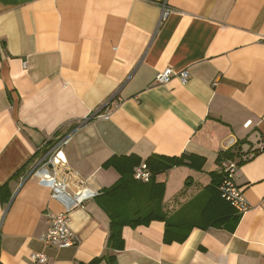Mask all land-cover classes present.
Here are the masks:
<instances>
[{"label": "crops", "instance_id": "0c3cea01", "mask_svg": "<svg viewBox=\"0 0 264 264\" xmlns=\"http://www.w3.org/2000/svg\"><path fill=\"white\" fill-rule=\"evenodd\" d=\"M263 34L264 0H0V185L11 192L0 196L1 263L103 257L102 196L122 177L108 161L132 156L120 169L131 174L188 155L195 167L156 178L167 221L191 229L186 241L166 243V222L126 226L113 264H264ZM166 70L172 80L159 85ZM65 139L68 191L99 195L71 212L77 244L59 249L42 237L64 206L34 172ZM230 150L250 204L234 231L226 204L211 200Z\"/></svg>", "mask_w": 264, "mask_h": 264}, {"label": "trees", "instance_id": "16d2710c", "mask_svg": "<svg viewBox=\"0 0 264 264\" xmlns=\"http://www.w3.org/2000/svg\"><path fill=\"white\" fill-rule=\"evenodd\" d=\"M235 151H229L224 153L219 158V164L226 159H232L236 161ZM195 157L183 155L181 157H160L158 159L151 158L146 162L149 167L152 177L148 184H143L134 179V170L132 173L122 172L120 169L130 168L132 156L127 158L113 157L106 164L107 166H113L122 173V177L117 182V184L109 189L102 197V207L105 213L107 214L110 220V232L109 238L107 241V252L103 257L94 259L88 264H101L106 262L108 264H113L115 261V255L110 254L109 252L121 251L124 248V240L122 237V229L126 226L132 228H137L139 226H148L154 221L166 222V231H165V242H179L182 243L186 241L189 236L191 229L186 230L183 225L170 224L167 221V214L163 210V196H164V184H159L156 181V178L172 170L175 167L182 165H190L195 167L194 164ZM120 161L123 163V167L120 168ZM129 162V163H128ZM204 159H201L203 164ZM126 164V165H125ZM139 163L136 167L140 166ZM240 165V162H238ZM120 166V167H119ZM220 183L211 188V194L214 200L215 197L220 198L225 204L226 209L229 213V217L226 220H231L233 223L232 231L236 228L240 215H236L234 208L223 199L221 192L219 190L223 176L220 172ZM11 192L9 191L8 185H0V196L2 200L8 202L11 198ZM213 225L216 226L217 223L213 222ZM230 225V224H229ZM0 264L1 261H0Z\"/></svg>", "mask_w": 264, "mask_h": 264}, {"label": "built area", "instance_id": "2783aa9c", "mask_svg": "<svg viewBox=\"0 0 264 264\" xmlns=\"http://www.w3.org/2000/svg\"><path fill=\"white\" fill-rule=\"evenodd\" d=\"M167 12H164V18ZM264 41V34L262 35ZM171 70L160 72L156 76V82L159 85L169 84L172 80ZM180 79L183 84L189 81V72L187 70L180 73ZM109 115L100 116L108 118ZM67 143V140L61 141L56 147L50 149L48 161L42 164L34 172L38 178L39 184L49 188L52 192V198L64 206V211L54 215L50 219V228L42 237L44 244L59 249H67L77 244L76 236L69 227L70 214L77 208H83L90 199L99 194L88 189H80L78 192L70 193L68 191V181L66 175H62L61 167L64 165L60 158V149ZM52 168H49V166ZM238 162L232 159H226L220 164V172L223 176L222 184L219 188L221 195L239 215H243L250 209V204L246 200L243 191L236 185L235 176L238 171ZM152 173L146 163H142L134 170V179L141 183H149ZM32 260L39 264H45L48 259L45 254H34Z\"/></svg>", "mask_w": 264, "mask_h": 264}, {"label": "water", "instance_id": "95a60500", "mask_svg": "<svg viewBox=\"0 0 264 264\" xmlns=\"http://www.w3.org/2000/svg\"><path fill=\"white\" fill-rule=\"evenodd\" d=\"M49 168H52V166L50 165Z\"/></svg>", "mask_w": 264, "mask_h": 264}, {"label": "bare ground", "instance_id": "6f19581e", "mask_svg": "<svg viewBox=\"0 0 264 264\" xmlns=\"http://www.w3.org/2000/svg\"><path fill=\"white\" fill-rule=\"evenodd\" d=\"M134 174V173H133Z\"/></svg>", "mask_w": 264, "mask_h": 264}]
</instances>
